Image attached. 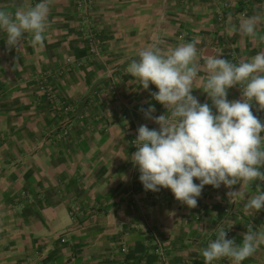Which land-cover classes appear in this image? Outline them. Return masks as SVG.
I'll list each match as a JSON object with an SVG mask.
<instances>
[{
    "label": "crops",
    "instance_id": "crops-1",
    "mask_svg": "<svg viewBox=\"0 0 264 264\" xmlns=\"http://www.w3.org/2000/svg\"><path fill=\"white\" fill-rule=\"evenodd\" d=\"M37 2L0 0V9L14 14ZM252 16L255 38L230 34ZM88 30L102 40L99 56L88 50ZM45 37L43 47L25 34L10 48L0 31V264H164L156 239L169 264H204L202 249L220 229L231 228L237 243L250 227L264 230V209L246 212L244 201L227 195L239 184L205 185L195 208L168 188H143L130 159L137 129L159 125L141 109L154 105L153 116L170 110L127 72L142 49L192 41L232 62L249 60L264 51V0H95L88 12L73 0H51ZM198 76L193 87H202L203 70ZM113 81L115 93L105 86ZM40 82L54 87L56 105L38 89ZM192 94L211 105L202 89ZM240 98L238 87L229 89V100ZM253 113L264 122V110L253 104ZM257 184L264 191V181H255L249 197ZM22 190L30 198L13 200ZM242 264H264V246Z\"/></svg>",
    "mask_w": 264,
    "mask_h": 264
},
{
    "label": "clouds",
    "instance_id": "clouds-1",
    "mask_svg": "<svg viewBox=\"0 0 264 264\" xmlns=\"http://www.w3.org/2000/svg\"><path fill=\"white\" fill-rule=\"evenodd\" d=\"M50 2L38 0L14 14L0 9V31L6 34L8 47L16 48L25 34L32 36L34 46L43 47ZM232 32L255 38L257 18L243 19L238 26H232ZM198 43L187 42L168 50L148 47L129 63L128 74L170 110L167 115L153 116L154 105L141 109L159 128L138 127L137 150L130 159L146 191L168 188L177 201L195 208L205 185L231 189L239 184L238 190L227 195L244 201L246 212L257 213L264 209V191L257 184L256 192L249 197L247 190L252 189L253 182L264 181V122L253 113L254 103L264 110V51L235 63L215 49L199 50ZM202 70V87H193ZM150 84L158 90L152 91ZM233 86L241 90L240 99H228ZM194 88L202 89L211 105L201 103L192 94ZM226 236V230L220 229L202 249L204 264L222 259L242 264L264 246V230L253 227L242 233L239 243Z\"/></svg>",
    "mask_w": 264,
    "mask_h": 264
},
{
    "label": "built area",
    "instance_id": "built-area-1",
    "mask_svg": "<svg viewBox=\"0 0 264 264\" xmlns=\"http://www.w3.org/2000/svg\"><path fill=\"white\" fill-rule=\"evenodd\" d=\"M73 2L78 7V9H80L84 12H88L92 8L95 0H73ZM220 13H222V12H220ZM246 15H247L246 11H243L242 16H246ZM180 36L182 37V35H180ZM86 39L88 41L89 52L94 56L100 55V53H101V42H100V38L97 36V33L94 32L93 30H88V32L86 33ZM68 62H72V60L68 59ZM38 89L40 91L48 92L50 94L51 99L53 100L54 95L52 93L51 87L47 83L40 82L38 85ZM68 108L69 107H66V106L64 107L65 110H67ZM258 109H259L258 106L255 105V103H254V110L257 111ZM81 211H82V209H81L80 205L79 206H73L71 211H70V215L72 216V218H75ZM226 232H227L226 238L233 239L232 229L228 228L226 230ZM154 247L156 249V252H158L159 255L162 257V259L164 260V264H169L168 258L166 256V248H165V246H163L160 243V240L156 239ZM120 251L125 256H127V254H129L130 250L125 244H122L120 246ZM123 264H146V262L142 259H135L132 261L123 260Z\"/></svg>",
    "mask_w": 264,
    "mask_h": 264
},
{
    "label": "rangeland",
    "instance_id": "rangeland-1",
    "mask_svg": "<svg viewBox=\"0 0 264 264\" xmlns=\"http://www.w3.org/2000/svg\"><path fill=\"white\" fill-rule=\"evenodd\" d=\"M94 32H96V31H94ZM97 33V32H96ZM97 36L100 38V36H99V34H97ZM102 40H101V38H100V42H101ZM89 50V49H88ZM91 54V53H90ZM101 54V53H100ZM94 56V55H93ZM99 56V55H98ZM49 86L51 87V90H52V93H53V95H54V97L53 98H55V93H54V87L53 86H51L50 84H49ZM106 90H111L112 92H116L117 91V87H116V84L114 83V81L113 82H110V83H107L106 85ZM47 94H48V98H49V96H50V94L48 93V92H46ZM54 100V99H53ZM53 100L51 99V97L49 98V102L50 103H53V104H55L56 105V103H54L53 102ZM69 107L67 110H65L64 108V110L65 111H67V112H71L72 110H71V106L70 105H64V107ZM69 129L68 128H65V130L63 131V133H62V135L63 136H67V135H69ZM24 197H26V198H30V194H29V192H27V191H25V190H22V191H20L18 194H15V197L13 198V200H16V201H19L20 199H22V198H24ZM64 235V234H63ZM63 235H61L60 236V241L63 243V242H65V238L63 237Z\"/></svg>",
    "mask_w": 264,
    "mask_h": 264
}]
</instances>
